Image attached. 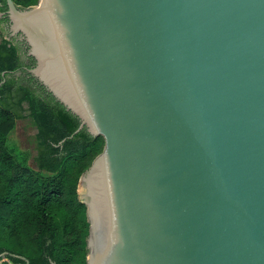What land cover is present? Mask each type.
<instances>
[{
  "label": "water",
  "instance_id": "obj_1",
  "mask_svg": "<svg viewBox=\"0 0 264 264\" xmlns=\"http://www.w3.org/2000/svg\"><path fill=\"white\" fill-rule=\"evenodd\" d=\"M0 32L102 139L84 264H264V0H0Z\"/></svg>",
  "mask_w": 264,
  "mask_h": 264
},
{
  "label": "trees",
  "instance_id": "obj_2",
  "mask_svg": "<svg viewBox=\"0 0 264 264\" xmlns=\"http://www.w3.org/2000/svg\"><path fill=\"white\" fill-rule=\"evenodd\" d=\"M12 1L20 7L36 2ZM18 51L17 43L0 32V252L22 256L26 264H84L87 222L84 206L77 201L76 184L100 152L102 139L92 138L84 128L67 137L77 118L31 77L34 84L29 85L12 74L21 64ZM21 111L36 128L33 167L28 153L8 140ZM2 258L24 264L8 254Z\"/></svg>",
  "mask_w": 264,
  "mask_h": 264
},
{
  "label": "rangeland",
  "instance_id": "obj_3",
  "mask_svg": "<svg viewBox=\"0 0 264 264\" xmlns=\"http://www.w3.org/2000/svg\"><path fill=\"white\" fill-rule=\"evenodd\" d=\"M21 107L26 108L25 102H22ZM20 113L22 116L15 118L13 128L8 135V140L15 146V148L24 150L28 153V164L33 167L31 158L35 154L36 128L25 111H21ZM0 261H5L7 264H11L6 258H0Z\"/></svg>",
  "mask_w": 264,
  "mask_h": 264
},
{
  "label": "flooded vegetation",
  "instance_id": "obj_4",
  "mask_svg": "<svg viewBox=\"0 0 264 264\" xmlns=\"http://www.w3.org/2000/svg\"><path fill=\"white\" fill-rule=\"evenodd\" d=\"M12 40H15V42L18 45V50L20 51L19 52V58H20V62H21L19 68L16 71H14L12 74L15 76H19L22 79L24 84L32 85V84H34V81L29 79L30 76H28V74L26 72V68H28L30 66V60L23 53L22 43L20 41H18L16 38H13ZM12 42H14V41H12Z\"/></svg>",
  "mask_w": 264,
  "mask_h": 264
}]
</instances>
